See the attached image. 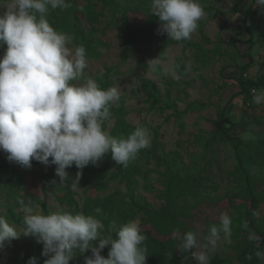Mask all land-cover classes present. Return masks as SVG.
Segmentation results:
<instances>
[{
  "label": "clouds",
  "instance_id": "obj_1",
  "mask_svg": "<svg viewBox=\"0 0 264 264\" xmlns=\"http://www.w3.org/2000/svg\"><path fill=\"white\" fill-rule=\"evenodd\" d=\"M71 6V0H0V48L4 49L0 55V151L10 163L26 169L33 160L55 165L61 183L69 176L66 169L73 165L83 170L89 164L98 165L110 153L115 165L127 167L142 149L151 146L147 127L137 126L119 137L105 130L110 106L119 101L120 89H104L95 79L85 78V46L75 44L72 34L56 30L47 19L50 8ZM253 7L264 9V0H254ZM151 13L159 20L157 34H167L177 42L190 40L206 15L199 0H151ZM149 61L154 67L155 60ZM252 95L255 104L264 105V89H252ZM79 179L80 171L73 180L74 188ZM17 204L23 227L18 230L0 214V250L23 234L42 243L41 254L48 257L44 264H70L78 254L84 257V264L147 262L142 246L146 236L138 220L122 224L113 237L102 234L105 225L94 215L59 206L44 214L31 200L19 197ZM95 212L100 214L102 209ZM217 220L203 238L198 230H174L177 249L190 252L197 264H210V255L230 240L232 231L227 211L219 212ZM243 227L247 229V223ZM247 238L260 240L255 231H249ZM106 246L107 257L101 254ZM89 250L91 254L84 255ZM254 257L264 264V251H255ZM254 257L249 254L247 259ZM27 264H39L38 258L29 257Z\"/></svg>",
  "mask_w": 264,
  "mask_h": 264
},
{
  "label": "rangeland",
  "instance_id": "obj_2",
  "mask_svg": "<svg viewBox=\"0 0 264 264\" xmlns=\"http://www.w3.org/2000/svg\"><path fill=\"white\" fill-rule=\"evenodd\" d=\"M199 2L201 5H209L224 11V14L214 19H210L205 11L206 15L201 19L204 34L211 42L203 40L198 29L189 40L197 43L194 47H186L182 43L168 39L167 34H156L153 40L141 44L140 52H133L130 57L123 59L121 52L124 40L119 38L116 30H107L99 36L108 42L110 47L102 49L99 58L88 60L84 77L93 78L99 84L104 74L108 73L112 80L110 87H118L121 96H125L127 121L136 127H147L151 133V145L157 144L159 153L180 152L181 160L184 162L181 167L183 173L189 172L200 179L202 192L209 196V199L199 202L190 211V217L185 221L193 231L198 230L203 238L207 236L209 226L218 223L219 212L227 211L232 217L231 237L229 241L222 242L216 252L210 255V264H242L236 245L243 238V226L238 220L239 212L231 210L229 200L225 198L227 194H232V188L236 185L230 177L231 171L236 167L234 150L226 141L206 142V139H209L210 133L219 126H229L227 119L236 122L237 126L232 132L242 138H264V105L245 104L244 96L236 95L240 90L238 76L246 74V78H257L264 73L262 34L264 9L253 7L254 0H199ZM247 12L250 13L245 22ZM143 18L141 14L130 15L133 26H138ZM151 59L156 62L154 67L150 66ZM249 61L250 68L243 71L241 67ZM178 62L184 64L186 74L180 73L176 65ZM143 79L153 81L159 93L144 87ZM191 101L206 102L209 103V107L201 111H190L182 118H178L174 114V108L183 111ZM118 102L113 105H117ZM223 109L225 118H220L219 111ZM113 124L114 120H110L108 132ZM197 136H204V139H197ZM0 156L6 154L0 151ZM138 168L139 174L136 175L134 183L136 193L144 196L155 207H161L164 203L160 193L164 190L165 167L157 165V160L152 155L149 157L140 155ZM257 171L258 168H255L254 172ZM212 186H215V189H211ZM51 187L46 194L41 184L30 177L27 178L24 189L9 200L15 213L22 215L18 211V197L25 199L26 202L31 200L33 205L43 212L39 205L34 204L35 196L41 197L50 212L56 210L58 206L74 213L79 212L75 207L62 204L57 199L56 196L62 193L64 185ZM263 188L264 184L259 186V190ZM126 190V184L119 181L112 183L106 191H97L93 188L85 190L81 186L75 188L81 208L89 199H103L117 191L123 195ZM5 196L6 193L2 192L0 214L6 216V207L3 206ZM215 196L222 198L219 204L213 202ZM197 201L198 199L192 202ZM244 201L245 199L239 198L236 203ZM256 218L260 221V226L264 227V201ZM134 220L139 221L142 229L147 228L141 222V215ZM9 222L17 226L18 230L22 229ZM34 240L33 236L26 237L21 234L10 245L6 244L0 264L28 250L34 251L36 246L31 247ZM86 254H91L90 250ZM178 255V264H197L191 255L187 259L180 253Z\"/></svg>",
  "mask_w": 264,
  "mask_h": 264
},
{
  "label": "trees",
  "instance_id": "obj_3",
  "mask_svg": "<svg viewBox=\"0 0 264 264\" xmlns=\"http://www.w3.org/2000/svg\"><path fill=\"white\" fill-rule=\"evenodd\" d=\"M71 7L66 10L49 9L47 19L49 23L58 31L72 34L75 37L74 43L83 44L87 50L89 59H97L101 56L102 49L110 47L108 42L102 40L100 33L107 30H116L119 38L124 40V48L121 55L127 59L133 52L141 51V44L145 41L153 40L159 27L158 17L151 13V0H71ZM208 13L210 19L224 14L220 8L209 5H202ZM2 11V9H0ZM250 12L245 16V22ZM131 14L143 15V20L138 26H133L130 20ZM198 31L203 40L211 42L204 34V24L198 22ZM264 36V24L262 26ZM178 43L186 47L197 46L196 42L189 40ZM6 47V46H5ZM4 49L0 48V55ZM178 69L181 74H186V68L183 63L178 62ZM251 66V61L244 64L241 68L247 71ZM245 75V76H244ZM240 90L236 95H243L244 102L248 105H255L253 102L252 89H264V73L257 78H246V74L237 77ZM99 85L107 89L112 85V80L108 73L100 79ZM175 85V84H174ZM143 86L149 87L156 93H159L157 85L149 80L143 79ZM243 100V98H242ZM209 107V103L200 101H191L183 111L175 109L174 114L182 118L190 111H201ZM228 105L226 106V108ZM111 118L114 120L113 127L109 133L114 137L121 135L127 136L136 126L130 124L127 117L125 96H120L117 105L110 106ZM225 109L219 111V117L225 118ZM109 120V121H110ZM109 121H105L104 128L107 131ZM229 126H219L210 133V138L206 142L226 141L229 143L236 157V167L230 173V177L236 183L231 193L225 198L229 200V206L239 212L238 220L242 226L247 223L248 228L243 227V238L237 242L236 248L239 251V260L242 264H261L254 257L255 251H264V227L260 226V221L256 218L261 203L264 201V188L259 190V186L264 184V138L244 139L240 135L233 133L236 128V122L226 120ZM204 139V136H197V139ZM140 155H152L157 160V165L165 167L164 190L160 193L164 203L157 208L151 204L144 196L137 194L134 183L136 175L139 174L138 160ZM184 162L181 160V154L178 151L159 153L157 144L149 148L142 149L134 160H131L127 167L115 165L111 155L106 154L98 165L89 164L83 170H78L75 165L66 169L69 173L67 180L60 182L55 174V165L45 166L35 160L32 161L30 169L23 168L15 163H10L6 156H0V196L2 192L6 193L3 206L6 207L7 218L12 223L23 227V216L15 213L14 207L9 201L12 197L19 195L24 189L27 178L34 179L43 187V192L48 193L50 188L64 185L62 193L57 194V199L62 204H67L85 215H94L100 219L105 228L102 234H111L113 237L119 230V227L134 220L141 215V222L146 225L142 229V234L146 236L143 247L146 248V264H178V254L187 259L189 253L177 252L179 241L172 238L173 232L179 229L182 233L193 231L185 221L190 217V211L194 209L199 202L209 199V196L202 192V182L193 174L183 173L181 167ZM258 168L257 172H254ZM80 171L78 187L85 190L93 188L97 191H106L110 185L116 181L126 184V193L120 195V191L106 198H94L85 202L81 208L77 200V192L73 187V180L77 172ZM55 180L56 183H52ZM211 189H215L212 186ZM35 205H39L45 214H48L49 208L41 197L35 196ZM127 198V199H126ZM245 199L244 202L236 203L237 199ZM198 199L196 203L193 200ZM222 198L215 196L213 202L219 204ZM102 209L100 214L95 212L96 208ZM249 231H255L260 237L259 241H250L247 237ZM35 238V237H34ZM166 238V239H163ZM36 246L34 251H26L20 255H15L1 264H27L29 257L38 258L39 264H42L47 258L41 253L43 251L42 243H38L36 238L31 247ZM108 246L101 254L107 257ZM4 249L0 250V260L2 259ZM253 254V259L248 260L247 256ZM90 255V254H84ZM70 264H84V257L77 255Z\"/></svg>",
  "mask_w": 264,
  "mask_h": 264
}]
</instances>
